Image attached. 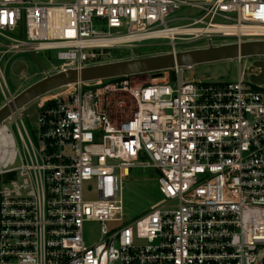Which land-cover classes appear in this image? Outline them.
I'll return each mask as SVG.
<instances>
[{"label": "built area", "instance_id": "2783aa9c", "mask_svg": "<svg viewBox=\"0 0 264 264\" xmlns=\"http://www.w3.org/2000/svg\"><path fill=\"white\" fill-rule=\"evenodd\" d=\"M159 40L171 54L264 42V0H0V102L19 55L55 52L58 73ZM184 70L69 86L0 125V264H264V84ZM133 170L157 171L162 198L128 223Z\"/></svg>", "mask_w": 264, "mask_h": 264}, {"label": "rangeland", "instance_id": "374dc122", "mask_svg": "<svg viewBox=\"0 0 264 264\" xmlns=\"http://www.w3.org/2000/svg\"><path fill=\"white\" fill-rule=\"evenodd\" d=\"M58 2H66L70 0H56ZM193 12L188 9H183L176 15L178 17H186ZM178 22L177 24H183ZM231 42L232 40H228ZM201 45H192L187 48L181 46L178 49L182 52L197 50L196 47ZM170 53V47L166 41H148L138 45L135 48H122L111 51V54L102 59L101 64L119 63L131 60H141L150 57L166 56ZM55 52H47L36 55L37 61L32 59L30 55H19L14 58L7 66L5 78L10 88L12 98L19 95L21 92L29 88L34 83L45 78L46 73L55 74L53 65H58L55 59ZM264 58L250 57L243 58L241 62L238 59L221 62H214L209 64H202L194 66L193 68L185 69L184 77L186 80H196L203 82H224L236 83L239 79L240 71L253 72L258 75L260 70L256 69V63ZM161 74H144L131 77L133 84L140 86L150 83L154 78ZM66 91V90H61ZM53 95L45 96L42 100H37L28 106V112L35 114L43 105L45 99L48 101ZM117 99L129 103L128 96L125 94H118L111 98V107L109 115L114 121L118 122L120 119L130 116L127 110H119L115 103ZM6 104V101L0 102V108ZM26 125L29 123L25 120ZM14 134L17 135L15 128H12ZM162 195L158 185V172L155 170H133L130 179L125 182L123 187L124 200V214L128 223L146 214L150 208L160 201ZM100 236V228L97 224H88L85 228V239L87 242L96 241Z\"/></svg>", "mask_w": 264, "mask_h": 264}, {"label": "water", "instance_id": "95a60500", "mask_svg": "<svg viewBox=\"0 0 264 264\" xmlns=\"http://www.w3.org/2000/svg\"><path fill=\"white\" fill-rule=\"evenodd\" d=\"M250 57H264V42L187 51L47 74L44 79L34 83L0 108V125L38 99L69 86L144 74H161L175 68L188 69L202 64ZM32 59L37 61L35 56ZM256 68L260 73L253 76L252 80L264 84V63H256Z\"/></svg>", "mask_w": 264, "mask_h": 264}]
</instances>
